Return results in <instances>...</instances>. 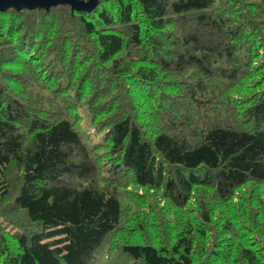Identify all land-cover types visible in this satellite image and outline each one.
<instances>
[{
  "label": "trees",
  "instance_id": "1",
  "mask_svg": "<svg viewBox=\"0 0 264 264\" xmlns=\"http://www.w3.org/2000/svg\"><path fill=\"white\" fill-rule=\"evenodd\" d=\"M88 2L0 9V264H264V0Z\"/></svg>",
  "mask_w": 264,
  "mask_h": 264
},
{
  "label": "rangeland",
  "instance_id": "2",
  "mask_svg": "<svg viewBox=\"0 0 264 264\" xmlns=\"http://www.w3.org/2000/svg\"><path fill=\"white\" fill-rule=\"evenodd\" d=\"M10 1L11 0H6L5 4H10V5H12L13 3L15 4V2H12V1L10 2ZM31 1L48 3V1L50 0H31ZM89 1H92V0H89ZM81 3H84V0H82ZM19 4L23 5L22 3H19ZM101 253L104 255V251H102ZM102 258L103 256H101V259ZM104 261H106L105 264H130V260L126 259L125 254L119 252V250L117 249H115L112 253H109L106 259H104Z\"/></svg>",
  "mask_w": 264,
  "mask_h": 264
},
{
  "label": "water",
  "instance_id": "3",
  "mask_svg": "<svg viewBox=\"0 0 264 264\" xmlns=\"http://www.w3.org/2000/svg\"><path fill=\"white\" fill-rule=\"evenodd\" d=\"M12 2H15V4H19V3H22V4H28V5H32V6H45V7H48L52 4H55L59 1H63V0H50L48 1V3H42V2H38V1H31V0H11ZM10 1V2H11ZM65 1H72L74 2L77 6L81 7V8H84L85 6L83 5L84 3H79L77 2L76 0H65ZM6 0H0V9L6 7V6H9L10 4H5ZM14 4V3H13ZM12 4V5H13ZM88 7H90L91 5V1L88 2Z\"/></svg>",
  "mask_w": 264,
  "mask_h": 264
}]
</instances>
